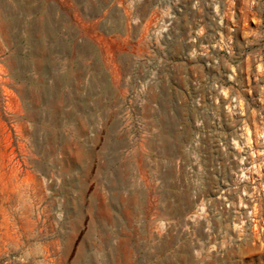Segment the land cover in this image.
Returning a JSON list of instances; mask_svg holds the SVG:
<instances>
[{
    "label": "rangeland",
    "instance_id": "374dc122",
    "mask_svg": "<svg viewBox=\"0 0 264 264\" xmlns=\"http://www.w3.org/2000/svg\"><path fill=\"white\" fill-rule=\"evenodd\" d=\"M251 70L264 0H0V264H264Z\"/></svg>",
    "mask_w": 264,
    "mask_h": 264
},
{
    "label": "built area",
    "instance_id": "2783aa9c",
    "mask_svg": "<svg viewBox=\"0 0 264 264\" xmlns=\"http://www.w3.org/2000/svg\"><path fill=\"white\" fill-rule=\"evenodd\" d=\"M235 50L232 48V52ZM227 51L230 52V49L228 48ZM238 68L239 63L236 66L233 65V69H236L233 75L240 80ZM262 77L257 70H251L247 77L250 80L248 91L251 100H253L252 105H250L247 97H242L241 93L237 91L226 107L233 117L241 118L242 125L240 128L245 140L247 142L249 140L248 144L255 146L259 143V146L264 148V79ZM238 83V81L235 82L237 86ZM236 142L234 141L233 145Z\"/></svg>",
    "mask_w": 264,
    "mask_h": 264
}]
</instances>
